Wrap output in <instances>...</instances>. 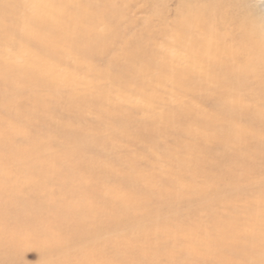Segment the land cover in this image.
Wrapping results in <instances>:
<instances>
[{"label": "bare ground", "instance_id": "bare-ground-1", "mask_svg": "<svg viewBox=\"0 0 264 264\" xmlns=\"http://www.w3.org/2000/svg\"><path fill=\"white\" fill-rule=\"evenodd\" d=\"M231 4L232 0H150L138 8L128 0H1L0 167L14 162L26 168V176L18 177L23 174L21 169L8 175L0 168V225L14 218L21 228L36 221L46 226L43 235L68 231V239L51 240L53 244L38 241L42 234L36 233L41 254L53 246L63 252L71 245L85 246L105 231L126 230L120 238L129 242L136 231L145 244L136 254L125 252L126 264H264V190L252 187L253 172L244 176L246 183L244 179L238 182L234 175L216 178L210 175L211 166L190 157L188 165L196 175L208 177L215 200L228 193L256 199L249 202L244 198L240 211L227 206L223 214L203 207L209 211L203 219L175 226L160 217L177 209L181 197L196 202L205 197V191L159 188L153 194L151 181L142 188L138 178H127L106 196L107 184L84 183L85 178L98 180L103 173L112 174L109 170L96 174L86 161L95 138L82 128L71 127L76 121L86 123L85 108L92 105L94 131L107 130L116 136L136 129L140 109L127 98L113 100V95L137 92L152 105L161 100L144 94L146 85L152 83L192 96L194 104L204 110L190 101L182 103L160 118H148L136 129L135 137L161 148L159 142L177 120V132L191 143L177 138L175 145L198 148L202 138H209L220 147L235 146L233 151L223 152L225 164L215 166L223 174L247 155L264 156V110L260 103H244L249 96L264 102V42L253 37L251 24L238 18ZM134 9L146 16L140 27L132 19ZM152 20L157 22L155 31ZM157 37L166 42L156 43ZM11 47L16 51L13 54L9 53ZM114 50L117 54L104 69L94 67L95 59ZM62 66L66 71L59 69ZM79 72L93 80L84 81ZM249 76L258 82L254 92L246 83ZM99 79L107 85L93 93ZM251 113L256 114L242 120ZM57 115L56 121L47 118ZM190 126L195 129L190 131ZM37 127L66 145L76 144L74 152H65L71 158L69 166L76 167L78 178H83L76 187L69 188L67 179L54 191L45 189L65 169L55 161L43 169L26 158L32 151L51 147L36 140ZM22 131L26 133L24 142L18 138ZM51 144L63 149L55 141ZM36 206L46 212L24 219L22 214ZM131 208L142 213L131 217L125 212ZM33 238L27 243H33ZM20 245L16 236L4 239L0 232V264H18ZM84 253L80 264H109L115 257L114 252L98 247H88Z\"/></svg>", "mask_w": 264, "mask_h": 264}, {"label": "rangeland", "instance_id": "rangeland-1", "mask_svg": "<svg viewBox=\"0 0 264 264\" xmlns=\"http://www.w3.org/2000/svg\"><path fill=\"white\" fill-rule=\"evenodd\" d=\"M1 1V0H0ZM133 1L136 7H141L150 0H128V2ZM176 1V0H175ZM231 8L235 12H237L238 18H244L247 21V24H251V32L253 33V37L260 39L264 42V0H232ZM172 9V8H170ZM135 10V9H134ZM233 11V12H234ZM133 14V21L140 27L146 21L144 13L142 11L135 10ZM167 22L171 21V17L166 19ZM154 27L152 31L156 30L157 22L153 21ZM155 42L158 44H162L166 42L165 38L157 37L155 38ZM15 49L12 47L9 49V53L13 54ZM117 50L110 51L109 55L105 57H100L95 59L93 62L94 67L96 69H104L106 67L107 61L112 55L117 54ZM63 71H66V67H59ZM262 70L260 71V73ZM79 78L83 79L86 82H90L93 78L86 74L79 72ZM100 81L96 82L94 89H91L92 92H97L99 89L104 88L107 85L104 81L99 79ZM247 85L251 87L252 91H256L258 87V82L253 80L252 78L247 79ZM41 96L44 95L41 92H38ZM144 94L147 97L159 96L160 101L153 103L150 105L147 99L142 97L140 94L132 93L130 91H125L120 93V95H113V100L121 101L122 98H127V102L131 104L134 108H139L140 114L135 119L136 121V129L139 128L148 118H160L162 114H164L168 109H174L176 106L182 103H189L190 101L193 105L199 107L198 103L194 102L196 100L192 99V96L183 93H173L169 86H156L152 83L146 85L144 88ZM201 94V92H199ZM203 97V95H200ZM245 98V97H244ZM246 105H259L264 110V102L260 99L255 100L253 98H246ZM150 107H149V106ZM89 107L85 108L84 112V122L76 121L71 124L73 128H82L84 129L86 135L92 136L94 139V144L89 147L85 158L87 159L91 165V170L94 173H98L100 171H108L111 174V177L107 173H103L100 178L92 179L85 178L84 183L88 186H93L97 184H107L108 187L104 190L103 194L108 195L110 189H113L115 186H119L124 184V180L127 178H138L140 180V187H147L148 181H151L150 185L154 188V193L158 191L159 188H163L164 190L171 192L175 190H185V189H194L196 192L205 191L204 198L200 201L189 202L188 198L181 197L177 203V209H171L169 211H165V213L160 217V219H166L171 221V223L175 226H183L185 227V221H198L199 219H203L206 214H209V211H205L202 209L203 207H210L212 210L219 214H223L225 211V207H232L238 211L242 208L245 203L246 198L249 202H255L256 196L254 195H245L241 194V196H235L233 194H225L220 200H215L216 195L214 190L208 186L207 176L196 175L193 168L189 166L188 159L190 157L194 159L203 160V164L207 166H211V176L212 177H227L230 175H234L238 178V182L244 179L246 183V179L244 176L248 173H252L253 179L250 180L252 182V187L257 188L260 187L264 190V156H258L256 154L247 155L242 158L236 167H229L226 171V174L215 169V166L220 163L226 162V158H223V152L233 151L235 146L231 143H228L224 147H220L214 143V139L202 138L200 141L199 147H190L186 149L182 146H178L174 144V139L181 138L183 142L191 143L189 137L181 136L178 130V121L174 120L172 124V130L167 134L162 140L159 142L161 148H154L151 145H148L142 138L135 137L136 129H132L128 132H121L114 136L111 132L107 130L94 131V107L92 105H88ZM102 107H105L104 104H101ZM201 110L204 108L200 106ZM256 113L243 115L242 120L248 121L250 118L254 117ZM48 120H57L60 118L58 115L54 117H47ZM180 124V123H179ZM194 126H190V131L194 130ZM181 136V137H180ZM26 137V133L24 131L21 132L18 138L22 139ZM36 140L41 144H49L51 147L44 148V150L32 151L26 158L30 160L36 161L40 168H49L51 166V162L55 161L61 168L65 169L63 174L56 177L53 183L48 184L46 186V190L48 192L56 190L59 185L64 184V182L69 180V188L76 187L78 183L83 179H79L80 175L77 168L74 166H69L71 158L68 157L65 152L72 153L75 151L76 144L69 143L68 145L64 144L63 140L58 139L57 137H53L50 132H47L45 129L37 127L36 128ZM55 141L58 145H62L63 149H56L51 142ZM174 144V145H173ZM57 145V146H58ZM14 162H8L6 164L1 165V169L4 173L10 175L16 169H21L22 173L26 170V168L22 165H17ZM69 166V167H68ZM184 166L185 168H182ZM187 167V169H186ZM26 176L25 173L19 175ZM110 177V178H109ZM22 178V177H20ZM45 186V183H44ZM22 187V186H21ZM78 197V196H76ZM212 205V206H209ZM140 214L142 211L138 210ZM137 209H129L128 212H125L131 216L135 217L138 214ZM46 212L45 208L42 207H33L29 211H26L22 214L24 219H30L34 216H41ZM226 213V212H225ZM239 216H243L241 212H239ZM244 218V217H242ZM83 220L90 222L89 218H83ZM20 221L16 219H9L6 225H0V232L2 233L4 239L10 235H14L17 237L19 242H21L18 253L16 254L17 259L19 260L18 264H80V260L86 255L84 251L88 250V247H98L102 248L104 252H114L115 257L109 259V264H126L127 262L124 259V254L127 250H130L132 253L136 254V251L141 248L144 244L143 235L138 236V232L134 231L131 240L128 242L122 237V235L126 234V230H117L115 232L105 231L100 235V237L95 238L92 241H89L85 246H77L71 245L66 249L59 250L54 248L47 253L41 254V250L36 244V233H41L42 237L38 240L40 242H48L51 243V240H66L70 237L68 231L56 230L50 234L43 235L44 225L39 222L32 223L30 227L21 228ZM65 228V226H62ZM247 230L248 226H246ZM199 234V233H198ZM33 238V243L29 244L27 241ZM97 239V240H96ZM55 250V251H54ZM54 251V252H53ZM42 255V256H40ZM91 264V262H89ZM95 264V263H94ZM165 264V263H162ZM204 264H210L209 262H205Z\"/></svg>", "mask_w": 264, "mask_h": 264}]
</instances>
